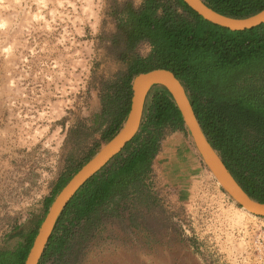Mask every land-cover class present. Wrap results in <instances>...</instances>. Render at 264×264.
Wrapping results in <instances>:
<instances>
[{
	"label": "rangeland",
	"instance_id": "1",
	"mask_svg": "<svg viewBox=\"0 0 264 264\" xmlns=\"http://www.w3.org/2000/svg\"><path fill=\"white\" fill-rule=\"evenodd\" d=\"M108 1L0 0V240L50 192L77 145L65 142L67 128L99 114V81L119 68L95 62L98 34L111 30ZM190 143L165 134L158 206L101 228L81 264H264L262 219L221 189Z\"/></svg>",
	"mask_w": 264,
	"mask_h": 264
},
{
	"label": "trees",
	"instance_id": "2",
	"mask_svg": "<svg viewBox=\"0 0 264 264\" xmlns=\"http://www.w3.org/2000/svg\"><path fill=\"white\" fill-rule=\"evenodd\" d=\"M202 2L231 17H245L264 7V0ZM105 15L111 30L98 34L102 53L95 62L119 68L99 81L98 116L67 128L65 142L77 145L39 208L12 223L2 236L0 264H24L56 194L120 127L130 106L132 77L154 67L173 71L204 136L227 169L246 192L264 201V22L231 31L202 20L183 0H109ZM142 46L146 52L140 51ZM176 107L163 85L152 87L137 131L77 190L59 216L39 264H81L86 246L101 228L124 214L134 220L141 205L158 206L154 162L165 134L176 131L191 142ZM59 123L64 124V117ZM95 135L92 144L78 149Z\"/></svg>",
	"mask_w": 264,
	"mask_h": 264
},
{
	"label": "water",
	"instance_id": "3",
	"mask_svg": "<svg viewBox=\"0 0 264 264\" xmlns=\"http://www.w3.org/2000/svg\"><path fill=\"white\" fill-rule=\"evenodd\" d=\"M202 20L231 31H242L264 22V7L245 17L220 15L206 7L202 0H183ZM130 106L118 130L104 142L66 182L45 212L29 247L24 264H39L55 224L77 190L117 153L137 131L147 94L156 84L163 85L171 94L188 137L202 163L218 182L221 189L248 213L264 216V201L251 196L231 174L221 157L204 136L181 81L172 70L154 67L138 72L131 79Z\"/></svg>",
	"mask_w": 264,
	"mask_h": 264
},
{
	"label": "built area",
	"instance_id": "4",
	"mask_svg": "<svg viewBox=\"0 0 264 264\" xmlns=\"http://www.w3.org/2000/svg\"><path fill=\"white\" fill-rule=\"evenodd\" d=\"M255 217H258L259 219H262L263 227H264V216H258V215H253Z\"/></svg>",
	"mask_w": 264,
	"mask_h": 264
},
{
	"label": "bare ground",
	"instance_id": "5",
	"mask_svg": "<svg viewBox=\"0 0 264 264\" xmlns=\"http://www.w3.org/2000/svg\"><path fill=\"white\" fill-rule=\"evenodd\" d=\"M242 208V207H241Z\"/></svg>",
	"mask_w": 264,
	"mask_h": 264
}]
</instances>
